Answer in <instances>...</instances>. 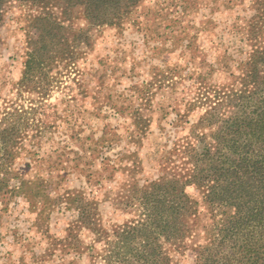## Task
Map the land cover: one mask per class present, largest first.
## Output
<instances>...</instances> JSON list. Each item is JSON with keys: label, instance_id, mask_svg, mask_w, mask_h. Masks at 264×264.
Masks as SVG:
<instances>
[{"label": "rangeland", "instance_id": "rangeland-1", "mask_svg": "<svg viewBox=\"0 0 264 264\" xmlns=\"http://www.w3.org/2000/svg\"><path fill=\"white\" fill-rule=\"evenodd\" d=\"M72 4L0 3V264H105L139 196L182 191L263 66L264 0ZM191 240L166 244L172 264H195Z\"/></svg>", "mask_w": 264, "mask_h": 264}, {"label": "trees", "instance_id": "trees-1", "mask_svg": "<svg viewBox=\"0 0 264 264\" xmlns=\"http://www.w3.org/2000/svg\"><path fill=\"white\" fill-rule=\"evenodd\" d=\"M88 1L90 9L108 11L138 0ZM255 60L263 66L248 73L252 89L243 113L218 122L214 140L182 179V191L164 183L139 196V218L108 240L105 264H172L166 244L185 245L188 237L196 245L195 264H264V50ZM190 184L201 199L186 191ZM207 213L209 222L202 224Z\"/></svg>", "mask_w": 264, "mask_h": 264}]
</instances>
